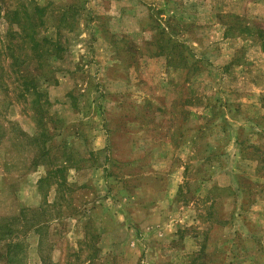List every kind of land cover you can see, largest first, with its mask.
Listing matches in <instances>:
<instances>
[{
  "label": "rangeland",
  "instance_id": "1",
  "mask_svg": "<svg viewBox=\"0 0 264 264\" xmlns=\"http://www.w3.org/2000/svg\"><path fill=\"white\" fill-rule=\"evenodd\" d=\"M0 264H264V0H0Z\"/></svg>",
  "mask_w": 264,
  "mask_h": 264
},
{
  "label": "trees",
  "instance_id": "2",
  "mask_svg": "<svg viewBox=\"0 0 264 264\" xmlns=\"http://www.w3.org/2000/svg\"><path fill=\"white\" fill-rule=\"evenodd\" d=\"M19 10H20V9H17V11H16V10H13V11L11 12V13H13L14 18H15L16 20H21L20 16L18 15V14H19V13H18ZM7 21H8V20H7ZM13 22H14V21H13ZM8 23L10 24V22H8ZM15 24L17 25L18 22H17V23L15 22ZM32 29H34L33 26H32ZM227 30H228V29H227ZM245 30H246V28H243V30L240 29L239 32H243V31H245ZM229 31H230V30H229ZM159 33H160V32H159ZM22 37H23V43H25L24 40L29 41V43L32 45V48H34V47L37 45L36 40L33 39V34L31 33V31H29L27 35L24 34ZM42 41H46V40H45V39H42ZM153 43L155 44V46H156V48H157V50H158L159 52L165 53L166 55H167V54H170V55H172V54H176V53H173V52H172V49L177 48V43L171 41L170 38H169V36H164V35H163V41L160 40V44H159V43L157 44V42H156L155 40H153ZM57 49H58V45L52 43L50 51H52V52H56ZM168 56H169V55H168ZM8 250H10V248H9ZM7 252H8V251H7Z\"/></svg>",
  "mask_w": 264,
  "mask_h": 264
}]
</instances>
